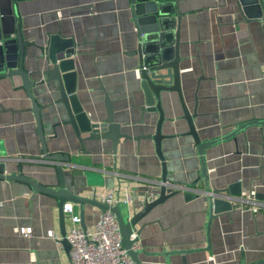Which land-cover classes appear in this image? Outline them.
Segmentation results:
<instances>
[{"label": "crops", "instance_id": "obj_1", "mask_svg": "<svg viewBox=\"0 0 264 264\" xmlns=\"http://www.w3.org/2000/svg\"><path fill=\"white\" fill-rule=\"evenodd\" d=\"M158 1L172 3L169 8L180 17L181 92L187 110L195 112L192 123L201 142L227 133L234 121L251 115L264 118L262 23H244L233 0ZM10 4L12 16L6 27L19 26L27 41L43 44L47 33L59 29L82 42L74 54L78 101L91 120L103 121L105 91L112 101L113 121L129 136L118 139L115 152L107 138L85 139L81 149L71 126L63 124L62 104L51 105L57 94H44L53 84L33 86L31 93L42 106L47 152L69 155V161L62 162L66 188L99 201L98 193L109 189L120 200L128 195L127 203H122L125 213L139 211L159 193L161 161L151 137H141L154 133L157 113L139 117L138 59L126 54L137 42L130 0H10ZM27 50L25 67L33 71L38 50L33 46ZM41 78L34 74L30 79ZM21 85L18 76L0 75V157L6 159V173L56 187V163L41 157L34 115L27 110L30 100ZM164 110L161 151L167 178L187 185L200 174L199 155L176 94L172 107ZM234 139L204 148L209 187L232 188L239 194L255 189L264 195V125L250 126ZM85 168L92 173L89 181ZM203 182L200 178L191 192L198 193ZM256 199L264 203L263 198ZM203 200L202 195L179 191L136 223L141 228L135 232V248L143 264H165L164 251L181 249H195L184 255L185 264H253L264 257V209L255 213L247 207L233 209L212 218L207 227ZM74 207L79 215V207ZM82 212L85 229H92L101 211L84 204ZM60 239L56 199L33 192L25 182L0 179V264H68L69 251L57 243ZM168 259L182 264L180 255Z\"/></svg>", "mask_w": 264, "mask_h": 264}, {"label": "water", "instance_id": "obj_2", "mask_svg": "<svg viewBox=\"0 0 264 264\" xmlns=\"http://www.w3.org/2000/svg\"><path fill=\"white\" fill-rule=\"evenodd\" d=\"M236 9L244 23L256 22L262 23L264 33V4L262 0H233ZM130 14L133 25L137 33L136 47L127 55H136L138 67L136 76L139 80L137 93L139 104V117L145 113H157L155 130L152 135H141V137H151L155 152L161 161V175L159 183V193L156 198L146 201L143 207L130 213L129 210L123 211L122 204L109 205L106 202L97 200L95 197H84L70 192L66 188L62 162L69 161V155L55 152L48 153L45 147L44 135L40 121L39 105L32 93L33 86L50 84L52 87L44 90V94L56 93L57 98L51 103L62 104L66 114V120L63 124H69L77 137L82 148L83 140L109 139L113 152L116 151V144L119 138H128L129 136L119 131V124L113 121L112 101L104 91V105L106 117L103 121H93L90 119L76 95V70L74 64V54L77 46L82 42L76 43L72 35H64L59 29L46 34V40L43 44H36L24 39L19 26L7 28L6 21L12 16L10 0H0V75L5 77L18 76L21 80V86L26 91L30 100V110L35 119L36 131L41 144V157L47 161L56 163L57 185L56 187L43 185L35 180L25 177L19 173H6V159L0 157V179L18 180L27 183L33 192H40L54 197L57 201L59 232L61 235L60 243L65 250L70 249V245L65 238L66 223L63 213V205L72 203L79 207L80 226L85 229L83 224L82 207L84 204H91L100 211L109 210L113 213L117 222L122 247L135 264H143L139 259V252L135 248L136 237L131 238L132 232H139L136 223L143 218L152 208L163 202L167 197L172 196L179 191L184 195H202L207 214V227L210 220L215 216L229 213L234 209V204L227 198L228 194L238 197L239 191L230 189H211L208 185L206 166L203 158V150L216 142L232 138L245 131L250 126L261 127L264 125V118H256L251 115L248 119L234 121L229 126H233L227 133L201 142L192 123V117L195 112L190 113L184 103L179 68V24L180 17L174 14L172 3L158 0H130ZM5 14V16H4ZM33 46L38 50L33 58L36 68L31 71L25 67V61L28 56V47ZM40 74L42 76L38 81L30 79L32 75ZM172 94H176L177 99L183 111V118L188 125V134L196 146L200 160V174L193 181L185 184L170 183L167 178V170L164 156L161 151V140L164 135L161 133L162 123L167 120L164 116L165 107H172ZM0 108L2 105L0 104ZM81 134H87L82 137ZM137 139V137H135ZM84 175L89 181L92 177L91 170L85 168ZM200 178L204 180L203 188L198 193H193L192 187L198 184ZM177 184L180 188L170 186ZM97 185H101L97 183ZM256 197L264 199V195L256 193ZM146 223H143L144 226ZM195 249H181L164 251L162 255L165 264H171L168 257L170 255H180L182 264H185L184 255ZM244 264V263H240ZM253 264H264V257L258 259Z\"/></svg>", "mask_w": 264, "mask_h": 264}, {"label": "built area", "instance_id": "obj_3", "mask_svg": "<svg viewBox=\"0 0 264 264\" xmlns=\"http://www.w3.org/2000/svg\"><path fill=\"white\" fill-rule=\"evenodd\" d=\"M262 2L264 4V0ZM56 13L59 15L58 11ZM170 186L181 187L177 184ZM255 195V189H249L238 197L227 198L234 204V209L243 210L247 207L255 213L264 209V203L258 202ZM98 196L102 202L109 205L127 203L129 199L128 195L122 200L115 198L109 189L101 191ZM63 213L67 224L65 238L70 245L68 264H135L122 247L117 222L109 210L98 214L90 230L81 228L79 215L72 203L63 205ZM23 233L27 235L26 230ZM130 237L135 238V232H132ZM57 243L61 244L60 240H57ZM209 259L213 260V257L210 256Z\"/></svg>", "mask_w": 264, "mask_h": 264}]
</instances>
